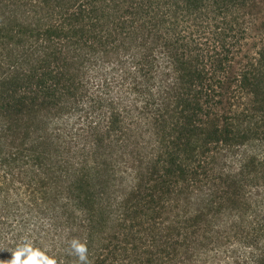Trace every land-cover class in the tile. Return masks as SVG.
Segmentation results:
<instances>
[{
  "label": "trees",
  "instance_id": "trees-1",
  "mask_svg": "<svg viewBox=\"0 0 264 264\" xmlns=\"http://www.w3.org/2000/svg\"><path fill=\"white\" fill-rule=\"evenodd\" d=\"M1 5L0 248L264 264V0Z\"/></svg>",
  "mask_w": 264,
  "mask_h": 264
},
{
  "label": "clouds",
  "instance_id": "clouds-1",
  "mask_svg": "<svg viewBox=\"0 0 264 264\" xmlns=\"http://www.w3.org/2000/svg\"><path fill=\"white\" fill-rule=\"evenodd\" d=\"M10 251L12 256L7 260H0V264H58V260L47 254V250L35 247L31 241L25 240L18 244L14 250L0 248V251ZM69 255L78 258V264H91L88 247L78 238L70 241ZM59 264H63L62 261Z\"/></svg>",
  "mask_w": 264,
  "mask_h": 264
},
{
  "label": "rangeland",
  "instance_id": "rangeland-1",
  "mask_svg": "<svg viewBox=\"0 0 264 264\" xmlns=\"http://www.w3.org/2000/svg\"><path fill=\"white\" fill-rule=\"evenodd\" d=\"M7 17H9L10 19L12 18V12H6L5 11V9H4V6H2L1 5V7H0V26H2V25H8L9 23H11V21H10V19H8ZM0 47H1V44H0ZM10 48H11V44L8 42V43H6V45H5V49L3 50H1V48H0V56H1V53L3 52V55H4V59H3V61H5L6 63L9 61V50H10ZM1 58V57H0ZM1 61V60H0ZM2 62V61H1ZM1 64V63H0ZM9 65V63H7V65H5L4 64V66L3 67H5V68H8V70H9V67H7ZM1 68H0V72H1ZM7 71V70H6ZM39 124H41V122L39 123ZM9 142H10V138H1L0 139V156L1 155H5V154H8L9 152H11V146L12 145H10L9 144ZM262 149H264V145H259L257 148H255L254 150H256V151H261ZM233 159H237V158H232V157H229L228 159H227V163H233L234 161H233ZM235 163V162H234ZM236 164H237V162H236ZM1 181H2V170L0 169V188L2 187V186H5V185H1ZM8 182V181H7ZM0 195H2V194H0ZM223 219L224 220H228V218L226 217V216H224L223 217ZM1 220V219H0ZM1 225V224H0ZM2 227V226H1ZM1 227H0V229H1ZM73 238H76V236H72L71 237V240L73 239ZM70 240V241H71ZM70 241L68 242V243H66V244H69L68 245V249L70 250ZM52 248V247H51ZM50 248V249H51ZM70 257L72 258V260H74L76 257L74 256V255H70ZM66 260V259H65Z\"/></svg>",
  "mask_w": 264,
  "mask_h": 264
}]
</instances>
